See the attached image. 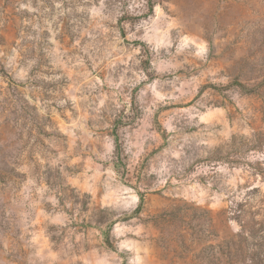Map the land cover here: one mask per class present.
<instances>
[{
    "label": "rangeland",
    "instance_id": "374dc122",
    "mask_svg": "<svg viewBox=\"0 0 264 264\" xmlns=\"http://www.w3.org/2000/svg\"><path fill=\"white\" fill-rule=\"evenodd\" d=\"M153 5L0 0V264H215L264 229V0Z\"/></svg>",
    "mask_w": 264,
    "mask_h": 264
},
{
    "label": "trees",
    "instance_id": "16d2710c",
    "mask_svg": "<svg viewBox=\"0 0 264 264\" xmlns=\"http://www.w3.org/2000/svg\"><path fill=\"white\" fill-rule=\"evenodd\" d=\"M149 5L153 10V0H149ZM237 137L233 135L227 146L234 147L236 144L237 146L240 144L249 146L253 144V149H257L256 146L261 145L260 139L242 136V141H238ZM115 142L118 148V136H116ZM239 222L241 229L237 233L236 238L227 241L224 248L220 246L219 255L215 247L210 246L211 249L209 251L214 257L213 261L216 260L215 264H264V229L257 230L253 226L255 224L248 220L240 219Z\"/></svg>",
    "mask_w": 264,
    "mask_h": 264
}]
</instances>
